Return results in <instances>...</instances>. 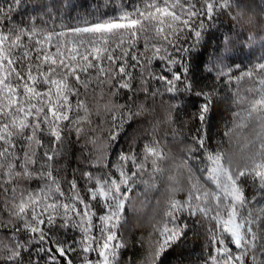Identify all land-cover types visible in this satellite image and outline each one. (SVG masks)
Here are the masks:
<instances>
[{
    "label": "snow or ice",
    "instance_id": "1",
    "mask_svg": "<svg viewBox=\"0 0 264 264\" xmlns=\"http://www.w3.org/2000/svg\"><path fill=\"white\" fill-rule=\"evenodd\" d=\"M0 264H264V0H0Z\"/></svg>",
    "mask_w": 264,
    "mask_h": 264
},
{
    "label": "trees",
    "instance_id": "2",
    "mask_svg": "<svg viewBox=\"0 0 264 264\" xmlns=\"http://www.w3.org/2000/svg\"><path fill=\"white\" fill-rule=\"evenodd\" d=\"M259 54H260L259 51H257L256 55L258 56ZM237 62L239 63L240 60L238 59ZM230 104H231L230 99H225L224 101H222L220 110L218 111L217 116L215 117V122H218L219 124L223 123V120L221 119V117L227 118V112L224 111V109L229 108ZM154 195L155 193H152V192L142 193L139 199L143 200L147 198L148 200H152ZM135 220H136L135 216L130 218L129 227L132 228V234L134 236H139L140 232L144 231L146 226H142L143 224L142 221H141V224H136ZM197 232H199V229L197 230ZM202 239L203 237H200L198 239L197 235L193 233H189V237H188V240L186 241L185 248H187L191 252V254L195 256L200 251V244H201ZM132 251L135 252L137 251V249H133Z\"/></svg>",
    "mask_w": 264,
    "mask_h": 264
}]
</instances>
